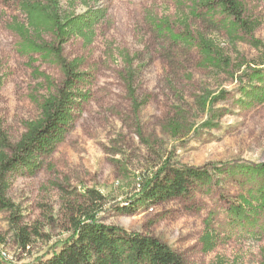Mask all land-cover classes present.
Segmentation results:
<instances>
[{"label": "rangeland", "instance_id": "rangeland-1", "mask_svg": "<svg viewBox=\"0 0 264 264\" xmlns=\"http://www.w3.org/2000/svg\"><path fill=\"white\" fill-rule=\"evenodd\" d=\"M239 1L260 47L230 37L218 15L192 14V0H90L72 7L76 14L95 9L104 15L90 43L71 36L62 44L64 57L85 74L63 140L39 157L34 171L8 176L5 196L14 207L0 210L4 264L49 258L85 209L103 224L159 239L185 264L264 263V216L244 227L230 211L258 187L262 176L250 169L264 162V95L258 97L264 91V0ZM13 19H24L16 2L0 0V126L15 143L39 116L37 99L53 92L32 68L55 84L63 75L56 64L37 55L30 62L20 52L9 28ZM170 33L185 34L188 42L202 33L224 61L205 60L193 43ZM129 69L137 111L124 80ZM165 163L204 169L209 179L190 196L131 203L132 211H122ZM87 190L103 199L92 204ZM18 228L28 234L26 247ZM206 230L215 236L210 250L201 240Z\"/></svg>", "mask_w": 264, "mask_h": 264}, {"label": "trees", "instance_id": "trees-1", "mask_svg": "<svg viewBox=\"0 0 264 264\" xmlns=\"http://www.w3.org/2000/svg\"><path fill=\"white\" fill-rule=\"evenodd\" d=\"M3 1H15L24 16L23 20L13 19L9 24L10 30L19 38L20 52L27 55L30 62L37 55L56 64L63 75L62 82L55 84L50 76L33 67V76L53 87V92L37 99L39 116L26 123V130L17 142L12 143L0 126V210H13L12 202L5 196L9 187L8 176L18 170L34 171L39 167V157L50 154L63 140L77 105L76 99L81 95L78 88L85 74L77 71L75 61H68L64 57L62 44L71 36L81 37L85 43H90L104 11L89 9L83 14H76L72 9L76 3L87 4L90 0H64L67 9L62 8L63 0ZM190 8L192 14L204 19H213L218 15L217 24L230 37L247 41L254 47L262 46L253 35L255 23L244 17L239 0H192ZM239 32H242L241 36H238ZM48 35L51 41L46 40L45 36ZM171 36L187 41L183 42L184 45L193 43L201 56L213 64L220 65L224 61L219 47L202 33H197L192 42H188L185 34L175 36L172 33ZM126 59L130 66L132 60ZM133 79L132 70H127L124 79L127 95L137 111L141 104L135 97ZM258 95H264V91ZM250 170L262 176L258 187L243 197L241 203L230 207L235 220L244 227L252 226L256 215L264 216V162ZM208 179L209 174L204 169L169 167L165 163L141 182L138 194L133 195L130 203L121 210L132 211L131 203H156L173 197L190 196L197 184H205ZM87 194L92 204L103 199L93 190H87ZM80 213L78 218L72 219L71 233L59 250L33 264H185L180 255L155 237L128 233L117 226L103 224L89 209ZM18 239L22 247L27 246L28 234L24 228H18ZM214 239V234L206 230L201 237L206 250L213 248ZM0 264H4L1 256ZM215 264L222 263L217 261Z\"/></svg>", "mask_w": 264, "mask_h": 264}]
</instances>
